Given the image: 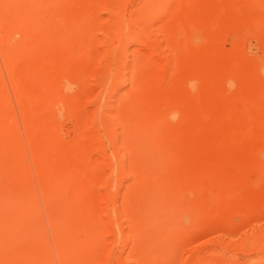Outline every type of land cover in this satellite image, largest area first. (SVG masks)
<instances>
[{
    "label": "rangeland",
    "instance_id": "374dc122",
    "mask_svg": "<svg viewBox=\"0 0 264 264\" xmlns=\"http://www.w3.org/2000/svg\"><path fill=\"white\" fill-rule=\"evenodd\" d=\"M263 66L264 0H0V264H264Z\"/></svg>",
    "mask_w": 264,
    "mask_h": 264
},
{
    "label": "bare ground",
    "instance_id": "6f19581e",
    "mask_svg": "<svg viewBox=\"0 0 264 264\" xmlns=\"http://www.w3.org/2000/svg\"><path fill=\"white\" fill-rule=\"evenodd\" d=\"M262 64H263V63H262ZM262 64H261V65H262ZM263 67H264V66H263ZM263 97H264V95H263ZM19 100H20V99H19ZM30 123H31V122H30ZM28 127H29V126H28Z\"/></svg>",
    "mask_w": 264,
    "mask_h": 264
}]
</instances>
